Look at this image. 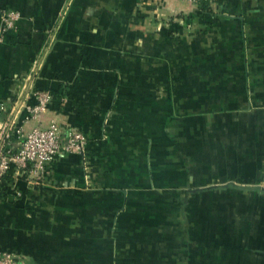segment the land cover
Here are the masks:
<instances>
[{"label":"crops","instance_id":"obj_1","mask_svg":"<svg viewBox=\"0 0 264 264\" xmlns=\"http://www.w3.org/2000/svg\"><path fill=\"white\" fill-rule=\"evenodd\" d=\"M8 8L0 123L44 53V121L88 139L36 185L11 176L21 195L0 193V249L30 264L146 263L142 231L178 228L180 199L223 181V264H264V0H0V23Z\"/></svg>","mask_w":264,"mask_h":264},{"label":"built area","instance_id":"obj_2","mask_svg":"<svg viewBox=\"0 0 264 264\" xmlns=\"http://www.w3.org/2000/svg\"><path fill=\"white\" fill-rule=\"evenodd\" d=\"M198 3L201 0H184ZM18 13L13 9L1 11L0 43L17 29ZM44 53L32 60L21 81L10 116L0 123V181L6 174L25 176L28 183L38 184L55 157L66 153L86 154L87 134L82 130L62 126L53 119L44 121V114L53 100L49 90L36 89L34 82L39 74ZM24 110L26 116L20 123L16 114ZM4 111L0 104V114ZM34 124L27 128L28 122ZM15 197L21 192L12 184ZM0 264H30L22 256L0 249Z\"/></svg>","mask_w":264,"mask_h":264},{"label":"rangeland","instance_id":"obj_3","mask_svg":"<svg viewBox=\"0 0 264 264\" xmlns=\"http://www.w3.org/2000/svg\"><path fill=\"white\" fill-rule=\"evenodd\" d=\"M262 186L264 190V183ZM197 190H206L211 195L181 198V209L176 213L178 228L172 229L164 224L157 230L149 229L147 236L146 230L142 231V237H147V241L154 244L148 246L146 257L150 260L137 264H223V200H227L223 199V181H212L210 186ZM234 216L232 214L226 221L233 220ZM173 235L174 241L181 245H173ZM173 254L180 260H173ZM146 257L140 256L143 260Z\"/></svg>","mask_w":264,"mask_h":264},{"label":"trees","instance_id":"obj_4","mask_svg":"<svg viewBox=\"0 0 264 264\" xmlns=\"http://www.w3.org/2000/svg\"><path fill=\"white\" fill-rule=\"evenodd\" d=\"M13 179L11 178L10 174H6L2 177L0 181V193L5 194L9 193L12 189ZM8 195V194H6Z\"/></svg>","mask_w":264,"mask_h":264}]
</instances>
